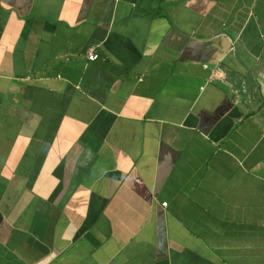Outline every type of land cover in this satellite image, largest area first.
Segmentation results:
<instances>
[{"label": "crops", "instance_id": "0c3cea01", "mask_svg": "<svg viewBox=\"0 0 264 264\" xmlns=\"http://www.w3.org/2000/svg\"><path fill=\"white\" fill-rule=\"evenodd\" d=\"M0 264H264V0H0Z\"/></svg>", "mask_w": 264, "mask_h": 264}, {"label": "built area", "instance_id": "2783aa9c", "mask_svg": "<svg viewBox=\"0 0 264 264\" xmlns=\"http://www.w3.org/2000/svg\"><path fill=\"white\" fill-rule=\"evenodd\" d=\"M88 61H94V60H96L97 59V56L95 55V53H93V52H90L89 54H88ZM166 206V204H162V207H165Z\"/></svg>", "mask_w": 264, "mask_h": 264}]
</instances>
